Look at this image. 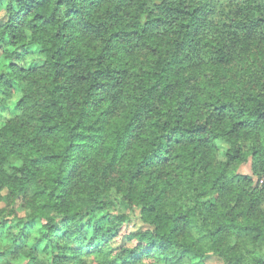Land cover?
<instances>
[{"label":"clouds","instance_id":"9594fccd","mask_svg":"<svg viewBox=\"0 0 264 264\" xmlns=\"http://www.w3.org/2000/svg\"><path fill=\"white\" fill-rule=\"evenodd\" d=\"M0 264H264V0H0Z\"/></svg>","mask_w":264,"mask_h":264}]
</instances>
